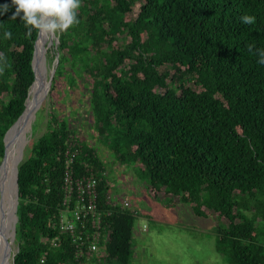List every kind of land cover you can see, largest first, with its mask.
<instances>
[{
	"label": "trees",
	"instance_id": "trees-1",
	"mask_svg": "<svg viewBox=\"0 0 264 264\" xmlns=\"http://www.w3.org/2000/svg\"><path fill=\"white\" fill-rule=\"evenodd\" d=\"M14 11L0 15V158L35 77L39 30ZM77 13L79 23L45 42L47 61L56 57L50 93L60 76L81 87L75 97L88 105L101 139L144 175L151 195L177 196L196 215L221 219L217 249L232 264H264V229L257 230L264 225V65L257 62L264 0H80ZM246 14L255 24L242 23ZM36 51L40 59L38 43ZM60 115L48 113L16 166L13 264L90 259L58 230L69 142L73 175L93 171L98 206L109 210L100 255L128 264L135 211L108 204L103 162Z\"/></svg>",
	"mask_w": 264,
	"mask_h": 264
},
{
	"label": "rangeland",
	"instance_id": "rangeland-1",
	"mask_svg": "<svg viewBox=\"0 0 264 264\" xmlns=\"http://www.w3.org/2000/svg\"><path fill=\"white\" fill-rule=\"evenodd\" d=\"M45 41L46 44L56 42L57 33H47ZM120 43L121 41L116 42L117 46ZM55 63V59L49 63L45 55L44 68L42 67L45 85L40 98L34 101V104L38 101L35 110H32L31 117L26 115L18 121V126L8 135L9 146L15 150L13 153L16 157V166L28 156L32 146L31 141L46 129L48 113L53 109L54 112L68 118L80 143L93 148L103 162L104 175L108 183L106 190L108 199L116 203L128 201L129 205L126 208L135 211L136 220L132 234L133 257L128 264H232L228 256L217 249V225L223 224L221 219L219 221L214 214L206 217L198 216L190 204L176 202L179 201L178 198L172 202L162 201L159 198L154 200L149 193L148 181L144 175L139 174L135 165L117 161L110 144L101 139L90 118L88 105L85 106V101L75 97L77 89L81 87H70L66 79L60 76L55 84L56 89L50 93L49 76L51 72L53 75L55 73ZM85 78H88L87 75ZM22 138L25 139V143L23 149L19 151L17 145ZM1 163H3L2 158H0V199H2L0 223L2 221L1 231L7 240V251L3 253L4 244H1L3 241L0 239V264H13L12 255L17 250L15 229L12 227V222L8 221L7 215L3 214L9 206L5 194L8 174L11 173L7 156L4 165ZM6 169H8L7 181ZM144 208H149L150 211ZM223 221L227 222V219ZM143 225H145L144 230L141 229ZM262 229L264 225L259 224L257 230L260 232ZM99 255L93 254L81 264H120L115 260L107 262L105 256Z\"/></svg>",
	"mask_w": 264,
	"mask_h": 264
},
{
	"label": "built area",
	"instance_id": "built-area-1",
	"mask_svg": "<svg viewBox=\"0 0 264 264\" xmlns=\"http://www.w3.org/2000/svg\"><path fill=\"white\" fill-rule=\"evenodd\" d=\"M72 146L73 144L69 142L65 153L62 181L64 194L58 230L69 235L70 240L76 244L78 255L90 258L93 254H100L98 245L102 237L101 212L96 209L93 197L97 191L98 178L93 171L83 176L73 175V161L76 157V151L72 149ZM113 202L120 208L129 205L128 201ZM55 239L52 240L53 243H55Z\"/></svg>",
	"mask_w": 264,
	"mask_h": 264
},
{
	"label": "clouds",
	"instance_id": "clouds-1",
	"mask_svg": "<svg viewBox=\"0 0 264 264\" xmlns=\"http://www.w3.org/2000/svg\"><path fill=\"white\" fill-rule=\"evenodd\" d=\"M12 6L15 7L13 18L20 17L29 30L38 29L43 33L64 32L79 23L77 10L80 0H11V5H0V15L7 13ZM240 19L246 25L256 22L253 15L246 14ZM11 35V32L4 33L7 38H11ZM257 62L264 65V49L258 50Z\"/></svg>",
	"mask_w": 264,
	"mask_h": 264
},
{
	"label": "bare ground",
	"instance_id": "bare-ground-1",
	"mask_svg": "<svg viewBox=\"0 0 264 264\" xmlns=\"http://www.w3.org/2000/svg\"><path fill=\"white\" fill-rule=\"evenodd\" d=\"M46 37H47V33L41 32V37L38 40V45L40 44V59H39V62H38V68H39L40 73L38 74L37 79H36L34 85L31 88V95H30V97L27 100V103H26L27 105H26L25 111H24L22 117L20 118V120L22 118H24L26 115H29L31 117L32 110L34 109V106L36 104V103L34 104V101L36 99H39L40 98L41 91H42V89H43V87L45 85V81H44V79H45L44 76L45 75H44V71L42 69V67H43V64H42V55H43V53H42V45H43V43L46 42L45 41ZM18 124H19V122L14 126V128H16L18 126ZM13 129L10 131V133H12ZM7 139H8V137H7ZM13 151H15V150L11 146H9V150L7 148V161H8L9 170H10V167L12 166V162H13V160L15 158V154L13 153ZM10 176H11V173L8 174V183H7L8 188L5 191L6 198H7L6 203L9 206H8V209L3 212L4 216H5V214L7 215L8 221H10L9 220V217H10V213L9 212H10V208L12 206V201H13V198H12V196L10 194V192H11V188H10ZM93 197H94V202H95L96 209L99 212H101V221H100V228H101V224H102V220H103V215H104V213L109 214V210H106L105 208H103V209H100L99 208L98 201H97V192L94 193V196ZM108 204L109 205H111V204L112 205H115V203H113V201H110V200L108 201ZM4 238H5V235H2V236L0 235V239L2 241L4 240ZM102 242H103V239L101 237L100 243H102ZM100 243H99V245H100ZM1 244H3V243H1ZM99 245H98V249H99Z\"/></svg>",
	"mask_w": 264,
	"mask_h": 264
},
{
	"label": "water",
	"instance_id": "water-1",
	"mask_svg": "<svg viewBox=\"0 0 264 264\" xmlns=\"http://www.w3.org/2000/svg\"><path fill=\"white\" fill-rule=\"evenodd\" d=\"M41 37V31L39 30V35H38V38L35 42V47H34V61H35V69H34V81L33 83L31 84L29 90H28V96L26 98V101H25V108H26V103H27V100L28 98L30 97L31 95V88L32 86L34 85L36 79H37V73H38V56L36 55V50H37V43H38V40L39 38ZM45 51H46V46H45V43H43L42 45V64L44 66V62H45ZM55 62H56V57H55ZM44 68V67H43ZM52 75H53V72H51L50 76H49V82L51 81V78H52ZM38 101L36 102L35 106H34V110H35V107L37 105ZM25 109L23 110V112L21 113V115L17 118V120L12 124V126L8 129L7 133H6V136H5V141H6V144H5V151H4V155H3V163H1V165L5 163L6 161V156H7V148L9 146V143H8V135L10 133V131L14 128V126L18 123V121L20 120V118L22 117L23 113H24ZM24 143H25V139L22 138L19 143H18V149L19 151H21L23 149V146H24ZM10 171H11V176H10V188H11V196L13 198V201H12V206L10 208V217H9V220L12 222V227L15 229V223H16V218H15V211H16V207H17V203H18V175H17V170H16V157L14 158L13 162H12V166L10 167ZM7 174H8V169H6V172H5V178H6V181H7ZM5 181V182H6ZM6 184V183H5ZM7 188H8V185H6ZM0 209H2V199H0ZM1 226H2V221L0 223V235L2 236V231H1ZM3 253L5 254V252L7 251V240L6 238H4L3 240ZM15 253V252H14ZM14 257V254L12 255V259Z\"/></svg>",
	"mask_w": 264,
	"mask_h": 264
},
{
	"label": "crops",
	"instance_id": "crops-1",
	"mask_svg": "<svg viewBox=\"0 0 264 264\" xmlns=\"http://www.w3.org/2000/svg\"><path fill=\"white\" fill-rule=\"evenodd\" d=\"M161 195L159 196V194L157 195V196H153L152 195V197H153V199L154 200H156V199H160V200H162V201H166V200H170L171 202L172 201H176V199H177V196H172L171 194H166V193H160ZM162 196V197H161ZM110 199H108V201H109ZM176 202H178V203H181V201L179 200V201H176ZM114 203V202H113ZM146 211H150V209L149 208H144ZM142 230H144V228H143V226H142V228H141ZM96 255V254H95ZM100 256V255H99Z\"/></svg>",
	"mask_w": 264,
	"mask_h": 264
}]
</instances>
